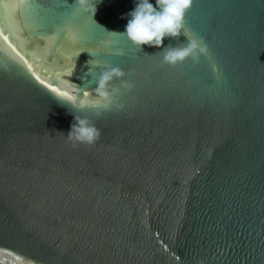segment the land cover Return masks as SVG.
Listing matches in <instances>:
<instances>
[{"label":"water","instance_id":"1","mask_svg":"<svg viewBox=\"0 0 264 264\" xmlns=\"http://www.w3.org/2000/svg\"><path fill=\"white\" fill-rule=\"evenodd\" d=\"M133 7L0 0V264H264V0H192L174 66L99 27ZM96 64L133 85L100 116Z\"/></svg>","mask_w":264,"mask_h":264},{"label":"clouds","instance_id":"2","mask_svg":"<svg viewBox=\"0 0 264 264\" xmlns=\"http://www.w3.org/2000/svg\"><path fill=\"white\" fill-rule=\"evenodd\" d=\"M83 13L91 15L92 19L96 12V5L91 0H75ZM134 7L127 13L128 20L122 32L109 31L126 37L134 46L142 51V46L155 47L163 53V63L174 66L184 61L189 56H200L206 54V46L195 37H190L183 47L169 46L164 44L165 39H175L182 35L183 22L186 12L191 6L192 0H133ZM99 67V74L96 78L95 94L99 98L92 102L91 106L100 109L97 116L112 110L123 107L118 97L123 91L130 90L133 85L125 79L126 73L119 66L103 68ZM119 80V86L113 82ZM78 96V95H77ZM72 103L71 100H68ZM81 107L88 106L87 101L80 102ZM73 122L65 134L73 145H92L100 137V130L95 123L86 116L78 115L71 110Z\"/></svg>","mask_w":264,"mask_h":264}]
</instances>
